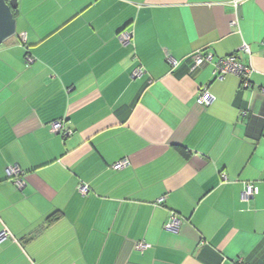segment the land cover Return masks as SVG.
Listing matches in <instances>:
<instances>
[{"label": "crops", "instance_id": "crops-1", "mask_svg": "<svg viewBox=\"0 0 264 264\" xmlns=\"http://www.w3.org/2000/svg\"><path fill=\"white\" fill-rule=\"evenodd\" d=\"M17 1L0 46V264H264V0ZM197 51L213 58L192 70ZM234 54L249 88L215 78Z\"/></svg>", "mask_w": 264, "mask_h": 264}, {"label": "built area", "instance_id": "built-area-1", "mask_svg": "<svg viewBox=\"0 0 264 264\" xmlns=\"http://www.w3.org/2000/svg\"><path fill=\"white\" fill-rule=\"evenodd\" d=\"M119 41L122 44H128L131 41V34L127 31H123L118 35ZM23 39V40H22ZM21 40L24 41L25 37H21ZM240 51L245 55H250V49L246 44H243L240 47ZM191 60L193 62L192 70H196L207 63H211L213 56L211 54H203L201 52H195L191 55ZM26 62L28 64L32 63L33 59L26 55ZM167 60L172 65H175L176 62L171 60L170 57H167ZM253 72V69L250 65L241 61L235 54L229 55L224 58L218 59L214 63V75L217 79H222L225 75L231 74L237 76L241 81L242 88H249L251 86L250 76ZM143 75V70L140 67H137L133 70L132 76L133 77H141ZM261 93L264 95V88L261 89ZM214 98L212 95L207 91H202L198 97L196 98V104L201 107H206L213 102ZM51 131L54 133L60 134L63 137L69 135V130L63 127L62 121H57L51 124ZM125 166L123 161L118 162L112 166L114 170H119ZM7 178L13 182L15 186L18 188H22L24 182L21 178V171L17 166H9L6 169ZM88 187L86 185H82L79 188V192L82 195L87 194ZM257 194V188L253 184H246L245 188L241 194V199L243 202L250 201L255 195ZM176 227V220L173 216L169 219L166 229L173 231ZM7 233L2 231L0 233V241L7 237ZM147 245L144 243H139L136 248L140 251L146 249Z\"/></svg>", "mask_w": 264, "mask_h": 264}, {"label": "water", "instance_id": "water-1", "mask_svg": "<svg viewBox=\"0 0 264 264\" xmlns=\"http://www.w3.org/2000/svg\"><path fill=\"white\" fill-rule=\"evenodd\" d=\"M17 5V0H0V46L17 35L16 19L12 13Z\"/></svg>", "mask_w": 264, "mask_h": 264}, {"label": "trees", "instance_id": "trees-1", "mask_svg": "<svg viewBox=\"0 0 264 264\" xmlns=\"http://www.w3.org/2000/svg\"><path fill=\"white\" fill-rule=\"evenodd\" d=\"M15 12H16V10H13V11H12V13H13V16L15 15Z\"/></svg>", "mask_w": 264, "mask_h": 264}]
</instances>
